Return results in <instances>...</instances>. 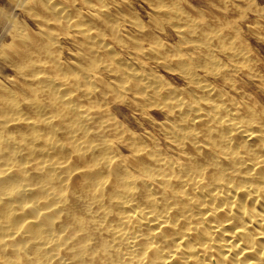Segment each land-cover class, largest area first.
<instances>
[{
  "label": "clouds",
  "instance_id": "clouds-1",
  "mask_svg": "<svg viewBox=\"0 0 264 264\" xmlns=\"http://www.w3.org/2000/svg\"><path fill=\"white\" fill-rule=\"evenodd\" d=\"M0 264H264V0H0Z\"/></svg>",
  "mask_w": 264,
  "mask_h": 264
}]
</instances>
